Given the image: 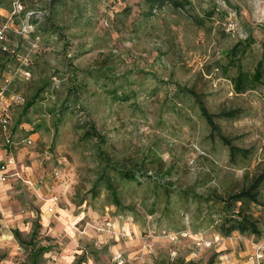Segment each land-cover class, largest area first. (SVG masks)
<instances>
[{
  "label": "rangeland",
  "instance_id": "374dc122",
  "mask_svg": "<svg viewBox=\"0 0 264 264\" xmlns=\"http://www.w3.org/2000/svg\"><path fill=\"white\" fill-rule=\"evenodd\" d=\"M187 1L178 6L163 0L151 8L147 0H12L22 3L19 12L10 17L0 9V27L10 25L9 44H17L0 84L6 79L7 92L24 96L9 111L13 144L7 146L0 133V157L7 160L10 154L14 163L7 169L17 173L0 179V264H28L33 244L47 249L39 264H77L81 259L80 264H119L118 254L123 264L140 259L152 264H258L254 253L261 235L234 231L222 236L217 214L204 202L172 193L149 213L153 192L145 184L119 187L125 210L111 204L103 189L91 194L102 172L100 155L119 168L162 173L173 189L199 194L215 188L226 195L263 172L264 88L236 94L216 60L248 29L256 44L245 66L258 59L264 0H216V8L209 0ZM46 20L66 27L57 28V34L75 35L73 50L41 26ZM28 24L33 29L23 32ZM65 40L70 42L69 36ZM83 40L89 43L80 48ZM102 60L111 70L98 80L95 68ZM28 69L24 80L22 72ZM115 85L125 89L127 99H113L109 89ZM187 89L199 95L217 131ZM65 100L71 109L55 128L51 109ZM230 109H239L238 116L216 115ZM91 127L98 134L85 135ZM219 134L238 148L239 156L229 158ZM263 206L264 197L261 207L253 209L262 230ZM105 219L124 225L128 236L107 232ZM157 229L189 235L172 244L152 237L147 247L144 232ZM218 233L215 245L191 256L197 235L210 240ZM172 250L176 253L171 255Z\"/></svg>",
  "mask_w": 264,
  "mask_h": 264
},
{
  "label": "trees",
  "instance_id": "16d2710c",
  "mask_svg": "<svg viewBox=\"0 0 264 264\" xmlns=\"http://www.w3.org/2000/svg\"><path fill=\"white\" fill-rule=\"evenodd\" d=\"M147 1H150L148 6L152 8L161 5L163 0ZM222 1L225 2V0ZM52 2L53 4H57V2L63 3L64 0H52ZM173 2L178 6H180V4L182 5V0H173ZM184 2L188 1L184 0ZM209 2L215 8L219 6V3H216V0H209ZM0 9H5L11 13L13 10L12 0H0ZM32 18L35 17H32L31 15L29 19L31 22H34ZM42 25L48 33L57 34V28H59V30L66 29L62 23H60L61 27H59L55 20H46L41 24V26ZM61 32L62 31L58 32L56 41L64 40L65 47H67V45H69V41L65 40L67 35H64ZM255 44L256 42L251 33V29H248L243 39L235 41L233 45L228 47L222 57L216 60L217 69L220 70V74H222L224 78L230 81L231 87L236 94H244L246 91L255 90L260 87L264 88V40H262L260 44L261 51L258 59L254 61L251 67L245 66V60L248 59V56L251 54L252 48ZM13 60L14 53L11 54L9 51L0 49V79L2 78V73L7 70L9 67L8 65H10ZM100 63L102 64L95 68L96 77L98 80L101 78L105 79V71L111 70L109 67H107V64H105L103 60ZM103 85H105V82ZM109 91L112 93V96L114 97L113 99L115 101L127 99V95L124 93L125 89L123 87H118L115 85L109 89ZM186 91H188L195 98V101L199 105L204 119L208 121L209 125L212 127L211 129L215 131L217 125L211 120L210 114H208L206 107L203 105V101L199 98V95L191 89H187ZM40 92L41 91H39V93ZM35 98L36 96L34 95L32 100H29L25 103L24 111L29 109ZM67 109H71V105L67 102V100L60 103L58 108L51 109L50 113L55 116V128H57L58 124L60 123L65 111H68ZM238 112L239 109H230L219 112L216 115L230 119L238 116ZM90 131L98 134L94 127L89 129L87 128L84 134L89 136ZM219 136L221 141L228 148L229 158L234 159L235 157L239 156L237 152L238 148L234 146V144H232L225 136L221 134H219ZM100 159H102L101 163L103 164L102 172L94 181L91 188V194H99L100 190L103 189L108 201H110L111 204L115 205L118 209L125 210V208H127V206H123L119 187L130 183L135 185L145 184L146 186L150 187L153 192L152 196L154 201L152 202L150 209H148L149 213L156 211V206L162 201L163 197H169L170 200L171 194L174 193L180 199H191L199 203L204 202L207 205L208 210H211L212 213L217 214L218 217L216 219V229L217 232H219L222 236H229L234 231H237L243 235L253 234L259 236L262 235L264 231V229L262 230V227L259 226V218L255 216V212L253 211L254 208L258 206L261 207L262 205V200L264 197V168L261 174L246 180V183L240 189L234 190L231 193L223 195L218 193L215 188H210L207 193L199 194L188 189H173L172 184H170L172 181L170 179L167 180V176L162 177V173L157 172L160 174V176H151L145 171H137L134 170V168H119L102 155H100ZM259 212L260 214L264 213V206L261 208V210H259ZM13 234L16 235L18 239H20L19 230H15ZM32 234L31 240L26 243V246L28 247H30V244L32 243L35 230H33ZM45 250L47 249L40 246L35 248V245L33 244L30 248V254L28 256V264H39V257ZM80 261H78L77 264H80Z\"/></svg>",
  "mask_w": 264,
  "mask_h": 264
},
{
  "label": "built area",
  "instance_id": "2783aa9c",
  "mask_svg": "<svg viewBox=\"0 0 264 264\" xmlns=\"http://www.w3.org/2000/svg\"><path fill=\"white\" fill-rule=\"evenodd\" d=\"M13 4H14L13 10L10 13V17L14 13L19 12L20 11L19 9L22 8L21 4H19L18 2H14ZM10 29H11L10 25L8 24H4L0 27V49L4 51H9L11 54L14 53V55H16L15 49L17 47V44L16 45L9 44V41L6 35V32L9 31ZM32 29L33 28L31 24H28L27 29L21 28L23 32H27V31L29 32ZM18 32L20 33L21 31L18 30ZM35 38L38 40L39 36H36ZM35 45H36L35 42H33L32 47ZM22 75H23L22 78L24 80H28L30 76V70L29 69L23 70ZM3 81H4V84H0V133L3 138L4 143H6L7 146H11L13 143H12V128L10 127V116H9L10 112L9 111L11 107L14 106V104H20L24 102V96H22L18 92H13V93L7 92V84L9 81H7L6 79H4ZM26 142L30 143L29 140H27ZM6 158L7 160L0 157V179L1 180H6V178H9L10 175L16 176L17 174V173H14V171L9 172L7 169V166L9 164L14 163V158L10 154H8ZM23 181L26 184L31 185V182L29 180L23 179ZM47 188H49V186ZM56 199H57L56 196L50 197V200L54 202L56 201ZM104 226L106 227V231L109 233L118 234L119 236L123 238H126L128 236V231H126V228L124 227V225L116 226L114 221H112L111 219H105ZM188 235H189L188 231L175 232V231H169L165 229H157L156 231L146 230L143 234V237L146 240L145 245L149 247L150 244H148V239L152 237L164 238L169 243L172 244V243H176L180 238H185ZM220 239H221V236L219 235V233L216 234L213 237V239H210V240L205 238L204 236L197 235L193 240V249L191 252V256L195 258L198 257V255L203 251L204 248L212 247ZM255 245H256V248H255L256 251L254 253V257L256 258V261L258 262V264H260V261L263 259V256H264V231L261 235L260 242L256 243ZM175 253H176L175 250L171 251V255ZM115 260L119 264L124 263L120 254L115 256ZM138 264H152V263L140 259Z\"/></svg>",
  "mask_w": 264,
  "mask_h": 264
},
{
  "label": "crops",
  "instance_id": "0c3cea01",
  "mask_svg": "<svg viewBox=\"0 0 264 264\" xmlns=\"http://www.w3.org/2000/svg\"><path fill=\"white\" fill-rule=\"evenodd\" d=\"M77 35H78V34H77ZM67 36H69V38H70V42H69V47L67 46V47H65V48H67V50H68V49H72V50H73V46H71V44H72V43H71V38H72V40H73V38L75 39V35H69V34H68ZM76 37H78V36H76ZM79 37H80V36H79ZM79 37H78V38H79ZM79 39H80V38H79ZM60 42H63V41H60ZM81 43H82L83 45L80 44V48H81V47H85V45H87V43H89V42H84V40H83V42H81ZM69 51H70V50H69ZM86 51H88L87 48H86V50H85V49H82V51H80L79 53L77 52V53H78V55H82V53H83V52H86ZM77 53H76V54H77ZM48 186H49V185L46 184V185H45V188L48 189V190H50L51 188H50V186H49L50 189L47 188Z\"/></svg>",
  "mask_w": 264,
  "mask_h": 264
}]
</instances>
